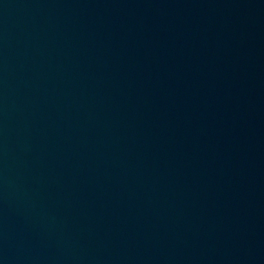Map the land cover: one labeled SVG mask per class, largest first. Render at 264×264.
I'll list each match as a JSON object with an SVG mask.
<instances>
[{"label": "water", "instance_id": "1", "mask_svg": "<svg viewBox=\"0 0 264 264\" xmlns=\"http://www.w3.org/2000/svg\"><path fill=\"white\" fill-rule=\"evenodd\" d=\"M0 264H264V0H0Z\"/></svg>", "mask_w": 264, "mask_h": 264}]
</instances>
